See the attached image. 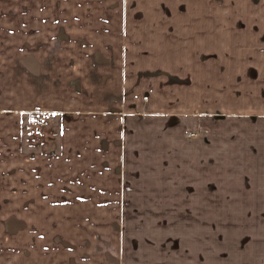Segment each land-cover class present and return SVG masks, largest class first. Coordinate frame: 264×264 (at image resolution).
I'll return each instance as SVG.
<instances>
[{
	"label": "crops",
	"instance_id": "0c3cea01",
	"mask_svg": "<svg viewBox=\"0 0 264 264\" xmlns=\"http://www.w3.org/2000/svg\"><path fill=\"white\" fill-rule=\"evenodd\" d=\"M225 161L264 165V0H0V264H111Z\"/></svg>",
	"mask_w": 264,
	"mask_h": 264
},
{
	"label": "rangeland",
	"instance_id": "374dc122",
	"mask_svg": "<svg viewBox=\"0 0 264 264\" xmlns=\"http://www.w3.org/2000/svg\"><path fill=\"white\" fill-rule=\"evenodd\" d=\"M15 5L17 9L21 2ZM253 166L264 167L230 161L207 164L211 170L205 189L184 183L176 173L174 196L158 197L166 204L154 205L160 211H147L137 220L135 212L116 213L112 230L120 236L113 246L120 252L110 254L111 264H264V179H243L255 176ZM257 175L263 177L264 170ZM247 183L255 188L247 189ZM200 191L206 195L194 194ZM98 246L103 251L108 244Z\"/></svg>",
	"mask_w": 264,
	"mask_h": 264
},
{
	"label": "built area",
	"instance_id": "2783aa9c",
	"mask_svg": "<svg viewBox=\"0 0 264 264\" xmlns=\"http://www.w3.org/2000/svg\"><path fill=\"white\" fill-rule=\"evenodd\" d=\"M93 66H96V62H92ZM114 101V97H110V102ZM50 113L44 109L41 105H36L30 113V122L33 127H40L46 125L50 120Z\"/></svg>",
	"mask_w": 264,
	"mask_h": 264
}]
</instances>
